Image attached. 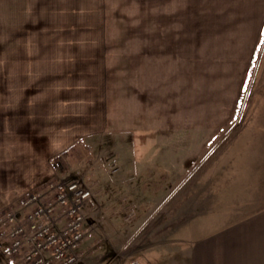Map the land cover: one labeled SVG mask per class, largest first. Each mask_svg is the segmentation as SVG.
<instances>
[{"label": "crops", "instance_id": "1", "mask_svg": "<svg viewBox=\"0 0 264 264\" xmlns=\"http://www.w3.org/2000/svg\"><path fill=\"white\" fill-rule=\"evenodd\" d=\"M245 33L254 51L264 49L263 0H0V213L72 164L82 178L91 173L92 231L108 223L118 258L109 264H160L163 253L168 264H258L257 250L236 247L225 171L212 186L208 172L196 174L226 127L225 80L196 78L192 60L165 70L156 53L224 51L226 34ZM115 167L121 181L108 171ZM195 174L199 181L182 190ZM119 195L135 217L121 224ZM5 239L0 264H18Z\"/></svg>", "mask_w": 264, "mask_h": 264}, {"label": "rangeland", "instance_id": "2", "mask_svg": "<svg viewBox=\"0 0 264 264\" xmlns=\"http://www.w3.org/2000/svg\"><path fill=\"white\" fill-rule=\"evenodd\" d=\"M116 1L120 2L121 0ZM225 1L229 4L234 0ZM128 4L129 3L127 2V12L131 10L128 7L130 4ZM115 10L122 11L120 4L117 8L115 7ZM129 23L130 21L127 20L126 26H129ZM227 37L230 41L225 43L224 51L223 49L214 51H203L198 49L193 52L189 50H162L156 53H158L163 67L165 65V67H168L169 69L172 68V64H176L178 65V70H180V63L178 61L187 60L189 65V61L192 60L194 65V76L202 79L200 76L205 74V79L210 80V85H217V78L220 77L219 83H221V79L224 78L226 92L223 102L225 103L224 119L226 127L225 130L219 133V135L216 136L207 147L206 154H210V157L205 159L203 163H199V166L197 167L199 171L196 174L200 171H202L203 174L208 172L210 177L208 178L209 183L207 182L206 185L212 186L217 185L214 183H216L218 171H225L226 179L224 181L226 182L227 189L226 195L224 196L225 201L223 202L227 209V220L230 215V220H232L231 223L234 222L233 225L238 223L241 227L238 228L239 225L235 226V228H237L236 230H240L241 232V238H237L236 245L238 246L236 247L239 250H257L264 256V147H256L257 144H262L264 146V49L254 51V49H252L254 48L252 44L253 42H251L252 38L249 39V36L246 33L245 35L226 34V38ZM233 38L239 39L236 44L234 43ZM220 46L223 45L220 44ZM116 53L118 56H120L119 54H122L121 56L124 58L126 53L130 54L131 52ZM153 53L155 54V52ZM140 54H143V52H140ZM200 84L203 85L207 83ZM240 91H242L241 104L239 105L237 112L234 114V103ZM217 122L221 123L222 117ZM116 139L120 140V138ZM252 149V158H250V155L246 157L247 153ZM122 150L123 147L119 148L118 152H121ZM223 152L226 154L225 163H222L221 160V153ZM88 153L89 152L87 151H82L83 158L87 159ZM217 154H219L220 157L219 163L217 162L219 157H215ZM65 164H67L66 161ZM68 168L64 175H60L61 178H54L49 181L57 182L58 180L66 178L68 181L76 180L81 182V184H85V186L91 185V177L88 178L91 173L90 175L83 176L85 178H82L81 176L84 171L82 167L77 168V166L69 164ZM119 169L120 168H109L108 171H112V174H117L116 178L121 181L120 177L123 175L124 171H120ZM103 171L106 170L103 169ZM196 174L185 183L182 190H185L187 186L191 185L193 182L199 181L200 176L197 177ZM202 177L204 184L206 178L204 176ZM146 180L147 179H144L143 182H146L148 183V186L153 187L152 182L149 183L150 181ZM47 183L45 186H47ZM219 184L221 186L223 183L220 181ZM41 189L43 188H40L39 190ZM144 195V197L148 199L154 197L150 194ZM120 198L121 196L119 195L117 200L119 201L120 211L116 213L119 218L115 219L120 220L121 224V221H123L124 218L129 220L132 219L133 216L131 217V209L127 211L125 209L126 205L122 202L120 203ZM180 199H183V201L179 202V206L184 208L186 206V196L182 195ZM173 200L174 199H172V201ZM95 204L97 206L96 201ZM168 205H170V203L167 204V206ZM221 205L223 206V204ZM143 208L144 209L139 212L141 214H147L149 212L148 208L145 206H143ZM113 212H115V209L110 211L111 214ZM94 220L95 219L93 218L92 223ZM101 224L102 226L98 230L95 229V231H91L90 235L83 241L79 248V252H81L82 258L87 264H89V257L92 258L96 264H109L110 262L118 260V258L114 257L115 254L113 252L112 240H110L111 238L105 230L109 229L106 227L108 223L104 222ZM215 229L216 228L211 230L214 231ZM1 233L0 230V235ZM185 239L189 240L190 238ZM5 244L8 245V243ZM91 244H93V246H91ZM176 244L177 242L175 245ZM179 244L181 248L187 246L185 243ZM2 246L4 252H6L8 249H6L5 245ZM163 250L164 249L162 248L161 251ZM164 258H166V255L163 253L161 258L162 262L160 264H168L169 260L166 262ZM257 261L258 264H264V259L262 258H258Z\"/></svg>", "mask_w": 264, "mask_h": 264}, {"label": "built area", "instance_id": "3", "mask_svg": "<svg viewBox=\"0 0 264 264\" xmlns=\"http://www.w3.org/2000/svg\"><path fill=\"white\" fill-rule=\"evenodd\" d=\"M94 212L90 188L76 180L51 181L2 211L0 230L19 264H76Z\"/></svg>", "mask_w": 264, "mask_h": 264}]
</instances>
